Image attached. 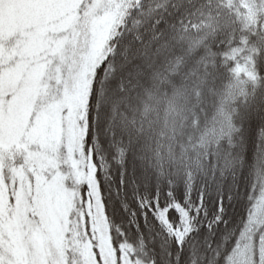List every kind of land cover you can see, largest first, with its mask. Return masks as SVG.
I'll return each mask as SVG.
<instances>
[{
	"label": "snow or ice",
	"instance_id": "snow-or-ice-1",
	"mask_svg": "<svg viewBox=\"0 0 264 264\" xmlns=\"http://www.w3.org/2000/svg\"><path fill=\"white\" fill-rule=\"evenodd\" d=\"M0 264H264V0H0Z\"/></svg>",
	"mask_w": 264,
	"mask_h": 264
}]
</instances>
